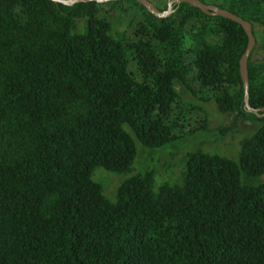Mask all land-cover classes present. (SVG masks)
Returning a JSON list of instances; mask_svg holds the SVG:
<instances>
[{"label":"trees","instance_id":"16d2710c","mask_svg":"<svg viewBox=\"0 0 264 264\" xmlns=\"http://www.w3.org/2000/svg\"><path fill=\"white\" fill-rule=\"evenodd\" d=\"M130 1L113 37L104 4L0 0V264H264V183L243 182L264 174V115L242 103L243 30L186 3L158 19ZM199 1L246 21L254 40L264 27V0ZM251 55L257 110L264 61ZM207 102L257 124L236 161L189 153L180 185L152 191L147 171L113 202L102 195L94 169L127 172L134 140L161 148L190 115L204 131Z\"/></svg>","mask_w":264,"mask_h":264},{"label":"rangeland","instance_id":"374dc122","mask_svg":"<svg viewBox=\"0 0 264 264\" xmlns=\"http://www.w3.org/2000/svg\"><path fill=\"white\" fill-rule=\"evenodd\" d=\"M156 7H162L166 0H147ZM207 1V0H203ZM114 2V1H111ZM109 3V2H108ZM217 0L215 4H220ZM106 4V5H105ZM103 5L110 34L113 37L121 35L129 24L131 13L120 11L119 7L128 8L130 0H119L114 4ZM255 40L252 47L250 61L259 63L264 61V27H254ZM180 97L188 103H197L192 95L181 87L175 86ZM207 115V127L204 131L192 129L194 116L183 122V128L175 133L176 139L161 148L148 149L134 140L135 157L130 169L122 174L111 173L96 168L91 174V180L96 183L102 195L110 202L114 201L115 191L120 183L135 174L151 172L152 191L162 184L180 185L185 165V157L189 153L201 152L236 161L240 143L249 138L257 127L255 122H249L235 113H220L213 102L202 105ZM192 129V130H191ZM246 184L264 183V174L253 179H243Z\"/></svg>","mask_w":264,"mask_h":264},{"label":"water","instance_id":"95a60500","mask_svg":"<svg viewBox=\"0 0 264 264\" xmlns=\"http://www.w3.org/2000/svg\"><path fill=\"white\" fill-rule=\"evenodd\" d=\"M50 1L55 4H61L63 6H72L75 3L94 2L96 4H105V3L116 1V0H50ZM133 1L139 4L140 6H142L147 13L153 15L155 18H158V19L165 18L171 13L172 4L186 3L187 5L193 8H197L201 13L207 16H210V17L219 16V17H222L224 19L230 20L238 24L243 30L247 38L246 48L238 61V71H239V76H240L242 90H243V97H242L243 107L245 108V111L247 113L253 114L257 117H261L262 115H264V108L254 110V109L249 108L247 105L246 60L254 45V38L251 33V27L246 21L228 13L226 10L219 9L218 7L214 5L203 4L199 0H167L166 10L163 12H159L147 0H133Z\"/></svg>","mask_w":264,"mask_h":264}]
</instances>
